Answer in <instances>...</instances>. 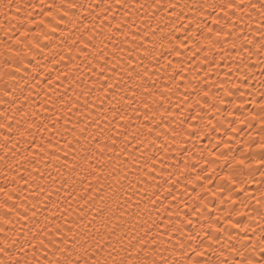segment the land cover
Listing matches in <instances>:
<instances>
[{"label": "snow or ice", "instance_id": "obj_1", "mask_svg": "<svg viewBox=\"0 0 264 264\" xmlns=\"http://www.w3.org/2000/svg\"><path fill=\"white\" fill-rule=\"evenodd\" d=\"M0 264H264V0H0Z\"/></svg>", "mask_w": 264, "mask_h": 264}]
</instances>
